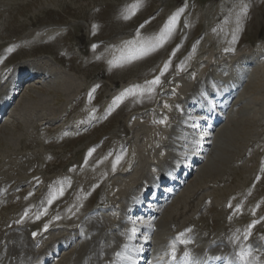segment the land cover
Returning a JSON list of instances; mask_svg holds the SVG:
<instances>
[{"label": "rangeland", "instance_id": "obj_1", "mask_svg": "<svg viewBox=\"0 0 264 264\" xmlns=\"http://www.w3.org/2000/svg\"><path fill=\"white\" fill-rule=\"evenodd\" d=\"M137 2L0 0V91L20 65L35 64L51 76L25 87L0 123V184L7 193L0 194V239L14 234L9 246L1 244V257L18 258L31 227L44 226L48 235L66 232L81 227L96 205L118 206L137 186L140 178L133 176L143 161L152 173L168 161L165 135L181 111L179 101L195 88L190 87L207 78L218 60L264 47V0H141L131 14ZM244 4L248 12L238 23ZM173 16L175 24L161 42ZM132 44L141 47L134 53ZM252 75L226 127L216 133L223 140L217 148L225 151L214 148L216 131L201 138L212 145L211 155L206 153L159 220L158 244L166 231L188 222L211 239L235 228L264 237V67ZM157 77L161 84L151 95L115 103L126 90ZM142 115L146 120L136 122ZM117 157H122L119 164ZM55 195L58 200L51 203ZM175 218L179 226L171 224ZM88 221L90 232L98 221ZM94 245L91 239L82 252Z\"/></svg>", "mask_w": 264, "mask_h": 264}, {"label": "bare ground", "instance_id": "obj_2", "mask_svg": "<svg viewBox=\"0 0 264 264\" xmlns=\"http://www.w3.org/2000/svg\"><path fill=\"white\" fill-rule=\"evenodd\" d=\"M263 56H264V54H259L258 56L243 54V55H239L238 57H230L229 56L230 58L224 59L223 61H217V64L213 65V68H212L213 71L210 72L211 79H209V82L206 83L208 85L206 90L202 87L203 91L201 94H198L197 92H195V94H191L187 100L183 101L184 102L183 104L187 108H189V107L197 108L198 107V111L196 113L199 114L200 116H202V114L199 112L200 109H202L203 112H206L210 108H213V109H217V108L219 109L220 108V110H224V108L228 109L230 107H235L234 104L236 102H239L241 99V95H242L241 92L243 91L245 82L247 80L251 79V76H253V77L256 76L255 74H254L255 76L252 75V71L256 68L260 69L262 66L264 67V65H261L262 64L261 59ZM20 69L24 70L23 68H18L17 70H15L14 73H12L11 77L9 78L11 83L14 82L16 76H18L17 74H19V73H17V72H21ZM67 80H70V79H67ZM204 81H205L204 79L202 81H199L198 85L195 86V88L192 92H194L195 89L199 90L201 88L200 85H202V83ZM72 84H74V83H72ZM74 85L72 87H74V89H75L76 86H74ZM202 89H200V90H202ZM189 94H190V92H189ZM7 95H9L8 92H6L4 96H2L0 93V116H1V113L9 106L8 105L9 101L7 102ZM188 95H187V97H188ZM233 99H234L235 103L234 102L232 103ZM189 115L190 114L180 115L181 117H185L184 121L181 124L179 122L180 118L177 116V118H176L177 119V123H176L177 125L171 128V130L169 131L170 132L169 135H165L166 138L168 139V142H167L168 149H169L168 155H170L171 157H170V159H168V161L165 162L164 165L174 166V169L177 172H179L180 169L182 168V166H184L185 164L190 165V166L193 165V162L195 160V159H193V157L196 154L201 155L198 158L203 159L204 160L203 164H204L208 154L211 155L209 150H210L212 145L207 147L205 144L210 143V142H206V143L201 142V138H207L208 134L212 135L215 131H217V129L212 131V132L207 131L204 127L201 126L202 122L200 119H194V118L190 117ZM137 117H139V116H137ZM211 122H212V119H211ZM222 128H218V129L221 130ZM201 130H202V134H201ZM199 132H200V134H199ZM140 136L138 135L137 138ZM217 137L218 136H212V138L214 139V142L216 141V143L213 142L215 149L217 148V146H219V144L221 145V143L223 142L222 139L219 140ZM185 138H186V140H184ZM148 139H150V137ZM184 141L188 144L187 146H189V147H187V148L184 147L185 152H181L180 148H181L182 144L184 143ZM144 142H146V141H144ZM138 146H140V145H138ZM141 147H139V149ZM222 149L223 148H217L216 152H218V153L220 151L223 152L224 149L223 150ZM180 153H182L185 156V159H184L183 155ZM206 153H208V154H206ZM194 158H197V157H194ZM209 158H210L209 162H211V157H209ZM187 165H185V166L188 167ZM146 167H147L146 162L143 161L142 165L137 167V169L135 170V174L133 176L134 181H137L139 178H140V180H138L137 186L134 189L130 190L131 192L128 194V196L131 195L132 197L130 196L129 198H127L124 207L120 211H118V213L114 214V212H111L108 214L107 218L112 217L111 221H108V219L106 220L104 216L102 217L99 215V213H101V212L96 211L93 213L94 215L92 214L91 216L88 217L89 220L98 221V223L94 224L95 227L92 228V231L89 232L87 229H85V232L79 230L76 233V235H67L68 239L66 241H69L72 237H79V239L81 240L80 245L76 249L75 253L73 255H71L70 257H67V256L61 257L60 256L57 260V264L59 262H60V264H83L86 261L87 262L93 261L94 264L95 263L96 264H109V263H111V261L113 259L114 252L117 249H119V247L125 242L126 235H127V233H126L127 229L126 228L128 227V225L131 226L129 228H132L133 226H135L133 224V222H127V221L122 222L121 219L125 215L124 211H127L128 208H131L132 201H133L134 197L137 195L138 191L141 190L143 185L149 183V181L153 175L150 173L151 171L146 172V169H145ZM199 169L200 168H196L197 171ZM162 174L165 175L166 173L163 172ZM182 174L183 173L181 172L178 179H181V181L183 182L184 179H183ZM133 178L131 180H133ZM1 191H2V187L0 186V192ZM190 207L191 206H189V208ZM110 214H114V215L110 216ZM176 215H179V214H176ZM113 218L116 220H113ZM146 222H147L146 225H140L138 227V229H136V230H144V232H145V235L141 236V238L139 239V245H137V246H139L141 249L149 247V251H150L151 255L159 254L164 247L165 241L168 239L166 237V234L169 235L170 233L174 232L175 230L173 228L168 230L167 229L168 227L166 228V226H165L166 230H168V231H166L165 235L163 234L165 239L161 235V237L163 239L161 238V243L158 244V240H157V238H155L156 235L158 234V232L160 231V225H158V221L157 222L156 221H154V222L153 221L152 222L146 221ZM171 224L179 226L178 219L177 218L174 219L173 223H171ZM186 224L187 225H184L185 227H193V225H191L192 224L191 222L190 223L188 222ZM156 227H157V232H155L154 237H151L152 232L154 229H156ZM158 227H159V229H158ZM193 228H192V232H190V234H191L192 238L194 240H196V239H198V236H196L197 231L194 230ZM20 231H22V230H20ZM24 231H25V229H24ZM27 232L25 231V233H24L23 248L21 250V254L18 256V258L21 260L20 264H36L37 262H39L41 260V258L44 254H46L50 250H52L53 246L57 242H59L58 240H61V239H53V241H52L53 243H51L50 246H48L47 248H45L44 250L39 252V251L35 250V247H34L36 240L35 239L33 240L32 239L33 236L29 235V233H27ZM147 232H149L148 235L146 234ZM86 234H89L91 236V239L94 240L95 245L93 247H88L87 252L83 253L82 252L83 247L85 245H88V243L91 241V240H89L88 242L85 241L86 240ZM10 235H14V234H10ZM9 236L7 234L2 236V240L0 239L1 240L0 246H1V244L8 245V246L11 244L9 241ZM249 238H251V233L249 234L248 232H245V233L243 232L242 234L241 233L239 234L238 232L233 233V230H232L230 232L226 231L223 234L222 241L216 245H215V243H211L213 241H211L210 237L207 236L204 238H202V237L200 238L201 242L197 245V247H200V245H201L200 249H198L196 247L192 248L189 245L190 243L189 244H183L182 246H183V250H192L193 252H197V255L203 254L204 256L207 257L209 255L207 252V250H208L207 247L212 244L213 248H211V253L218 254L219 260H223L224 264H264V239L262 241H259V239L258 240L257 239L249 240ZM131 243H133V242H131ZM139 247L136 250H141ZM136 250H135V253L133 255L135 257H133V258L130 257V258H132L133 264H139L140 263L138 260L140 253H136ZM53 251H58V249L57 250L54 249ZM23 253H25V257H22ZM39 253H40L39 257H41V258L38 260L36 257V254H39ZM248 253H250V255ZM211 255H213V254H211ZM195 261H196V263L199 264V263L205 261V257L202 258L201 256H199L195 259ZM46 262H48V261H46ZM153 263L154 262L151 259L149 261V264H153Z\"/></svg>", "mask_w": 264, "mask_h": 264}, {"label": "snow or ice", "instance_id": "obj_3", "mask_svg": "<svg viewBox=\"0 0 264 264\" xmlns=\"http://www.w3.org/2000/svg\"><path fill=\"white\" fill-rule=\"evenodd\" d=\"M140 6H141V0H138V2L136 4L131 6V9H130L131 14H135V11ZM247 12H248V6L246 4L242 5L241 6V12H240L239 17H238V23H239V21L241 19H243L247 15ZM178 15H179V13H177V16ZM128 18H129V15H125V19H128ZM175 21H176V16H173L171 21L169 22V28L166 29L165 34L162 35L161 38H160L161 42L166 38V36L168 34H170L171 26L175 24ZM156 46H159V45L157 44V45H150L148 47H145V48L141 49L138 54L130 55L128 57V59H136V58H138V55H145V54H147L148 51L152 50V48H154ZM9 51H12V49H9ZM113 63H115V62H113ZM167 70H168V65L166 64L164 66V71L166 72ZM160 84H161V80H160L159 77H157V78L149 81L143 88H141L140 86H136L134 88H130V89L126 90L124 93H122V95L120 97H117L115 103L118 104V103L122 102L124 100V98L127 97V96L143 97L145 94L151 95L155 91V88L157 86H159ZM89 155H91V152L89 153ZM121 159H122V157H117L116 164H119ZM62 191L63 190L61 189V193H62ZM25 215H27V213ZM253 227H255V224L250 225V229L253 228ZM249 234H250V232H249ZM181 243L188 244V243H190V241L182 240ZM171 248H172V258L176 259V247H175V244L171 245ZM248 254L250 255V253H248Z\"/></svg>", "mask_w": 264, "mask_h": 264}]
</instances>
